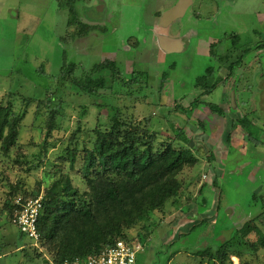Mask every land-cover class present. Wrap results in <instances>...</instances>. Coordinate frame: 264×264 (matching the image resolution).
I'll list each match as a JSON object with an SVG mask.
<instances>
[{"label": "rangeland", "instance_id": "1", "mask_svg": "<svg viewBox=\"0 0 264 264\" xmlns=\"http://www.w3.org/2000/svg\"><path fill=\"white\" fill-rule=\"evenodd\" d=\"M178 1L0 0V104L18 114L32 101L15 144L0 150V264H51L48 255L16 250L29 240L11 225L9 204L17 193L43 197L66 182L84 197V158L95 130L108 131L114 117L150 119L161 131L154 150L172 141L198 160L176 176V202L125 230L145 243L137 264H191L198 251L222 244L232 264V254L242 264H264V146L231 127L248 115L263 130L252 138L263 142L264 0H187L179 12ZM156 27L175 28L181 47L167 51L154 39ZM104 60L117 67L111 89L89 97L62 87L46 136L47 103L58 104L61 73L80 79ZM202 79L211 91L195 89ZM207 103L226 113H212Z\"/></svg>", "mask_w": 264, "mask_h": 264}, {"label": "trees", "instance_id": "2", "mask_svg": "<svg viewBox=\"0 0 264 264\" xmlns=\"http://www.w3.org/2000/svg\"><path fill=\"white\" fill-rule=\"evenodd\" d=\"M212 53L214 55L213 49ZM116 71L113 61L104 60L80 79L72 78L71 73H61L62 79H57L53 91L58 104L47 103L46 136L51 133L54 114L60 110L63 102L62 87L72 88L75 93L84 96L98 97V91L111 89L108 80L111 83L115 81ZM196 85L207 89L203 79ZM30 102L28 99L18 114H13L10 107L0 104V150L3 154H7L15 144L18 126ZM208 108L218 115L226 113L215 105L208 104ZM255 113L253 111L251 114L254 116ZM249 117L246 115L232 121V129L242 128L248 139L264 146V138L263 142L252 138L254 132L262 134L263 130L254 125ZM110 122L108 131L95 130L92 149L86 153L81 167L88 191L79 198L78 190L66 182L62 189L46 192L42 197L43 211L37 222L39 241L36 247L30 245L29 241L19 248L16 246L23 255H44V260L48 255V263L60 264L65 260L96 254L118 240L131 242L133 240L125 237L126 229L145 222L150 212L163 210L168 202L173 203L178 199L181 184L176 176L184 168L197 164L198 160L192 152L188 148L175 149L172 141L162 150H154V146L159 144L161 131H157L148 118L144 119V123L134 120L124 122L117 117L110 119ZM73 154L72 151L71 169L75 161ZM39 194L38 190L31 197L18 193L13 195L9 204L10 220L16 197L36 199ZM259 244L263 247L264 241ZM229 256L227 246L222 244L214 251H198L194 258L198 264L205 260L212 264H226L230 262ZM231 256L238 258L239 254Z\"/></svg>", "mask_w": 264, "mask_h": 264}, {"label": "built area", "instance_id": "3", "mask_svg": "<svg viewBox=\"0 0 264 264\" xmlns=\"http://www.w3.org/2000/svg\"><path fill=\"white\" fill-rule=\"evenodd\" d=\"M13 205L11 225L36 247L39 241L37 222L43 211L42 196L27 200L18 196L14 199ZM143 248L144 246L138 241L118 240L96 254L65 260L60 264H137V254Z\"/></svg>", "mask_w": 264, "mask_h": 264}, {"label": "crops", "instance_id": "4", "mask_svg": "<svg viewBox=\"0 0 264 264\" xmlns=\"http://www.w3.org/2000/svg\"><path fill=\"white\" fill-rule=\"evenodd\" d=\"M207 5H211V4H207ZM212 6V5H211ZM155 31H156V33H155V36H157L158 38H156V37H154V39L155 40H157V41H159L158 39H161V41H163L164 43H165V45L164 46H166V48H167V51H170V50H173V49H179V47H181V43L180 42H178V41H176V37H178L179 35H173V34H175V31H176V29L175 28H173V30H171L170 32L172 33H170L169 31H168V29L166 28V27H156L155 28ZM162 42V43H163ZM165 51H166V49H165ZM207 77H209V74L208 73H206V77L205 78H207ZM198 87H200V86H197L196 85V87H195V89H197ZM202 88H203V86H202ZM204 90H207V92L210 90L211 91V89H208V87H207V89H204ZM243 103V102H242ZM207 104H211V105H215V104H212V103H207ZM244 104V103H243ZM243 104H241V106L242 107H245V105H243ZM206 104H204V106H205ZM215 106H217V105H215ZM218 107V106H217ZM221 109H223V108H221ZM224 110V109H223ZM253 164V161L252 162H250L249 163V165H252ZM251 168H252V166H251ZM16 250H19L18 248H16ZM180 254V253H179ZM173 257V256H172ZM0 258H1V254H0ZM233 258V257H232ZM231 258V259H232ZM236 258V257H235ZM172 259V258H171ZM237 259V264H241L240 262H239V260H238V258H236ZM233 260V259H232ZM234 262V261H233ZM168 264H173L172 262H169ZM175 264V263H174ZM191 264H198V262L195 260V261H192V263ZM202 264H212V263H208L206 260L202 263ZM226 264H232L231 262H227ZM236 264V263H235Z\"/></svg>", "mask_w": 264, "mask_h": 264}, {"label": "flooded vegetation", "instance_id": "5", "mask_svg": "<svg viewBox=\"0 0 264 264\" xmlns=\"http://www.w3.org/2000/svg\"><path fill=\"white\" fill-rule=\"evenodd\" d=\"M187 0H179L178 1V3H179V6H178V8H177V10H178V12L180 11V9L182 10L183 9V6H184V2H186ZM234 1V0H233ZM175 4H177V3H175ZM211 4V3H210ZM212 5V4H211ZM176 12V11H175ZM261 42V41H260ZM221 43V42H220ZM257 44H259V43H257ZM264 44V42H262V43H260L259 44V46H262ZM218 45V43H213V44H211V46H210V49H209V56H211V57H214V55H213V53H212V49L214 50V48H215V46H217ZM236 45V44H235ZM235 47V46H234ZM214 60L216 59V58H213Z\"/></svg>", "mask_w": 264, "mask_h": 264}]
</instances>
